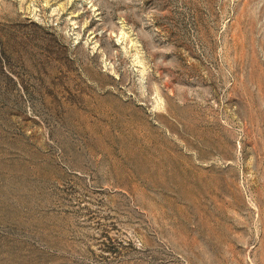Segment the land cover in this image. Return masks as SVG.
<instances>
[{
    "label": "rangeland",
    "instance_id": "374dc122",
    "mask_svg": "<svg viewBox=\"0 0 264 264\" xmlns=\"http://www.w3.org/2000/svg\"><path fill=\"white\" fill-rule=\"evenodd\" d=\"M0 264H264V0H0Z\"/></svg>",
    "mask_w": 264,
    "mask_h": 264
}]
</instances>
